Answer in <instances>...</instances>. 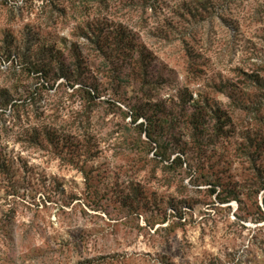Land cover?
Listing matches in <instances>:
<instances>
[{
	"label": "rangeland",
	"instance_id": "rangeland-1",
	"mask_svg": "<svg viewBox=\"0 0 264 264\" xmlns=\"http://www.w3.org/2000/svg\"><path fill=\"white\" fill-rule=\"evenodd\" d=\"M148 3L83 18L88 31L99 17L121 22L124 44L146 46L157 61L153 81L174 88L142 87L141 70L107 72L85 37L74 38L85 58L59 64L54 83L21 75L22 64L70 45L71 9L66 0H0V264H264V151L247 156L250 140L264 143V0ZM201 4L207 12L191 18ZM78 73L114 114L86 108L89 87L66 78ZM224 81L242 110L211 93ZM198 92L226 111L217 140L197 152L188 116L160 108ZM135 104L147 109L136 121ZM171 127L190 169L150 164L154 143L143 163L126 152L148 141L147 130L159 137Z\"/></svg>",
	"mask_w": 264,
	"mask_h": 264
},
{
	"label": "trees",
	"instance_id": "trees-1",
	"mask_svg": "<svg viewBox=\"0 0 264 264\" xmlns=\"http://www.w3.org/2000/svg\"><path fill=\"white\" fill-rule=\"evenodd\" d=\"M69 2V9H71V41L70 45H67V42L64 41L62 43L61 50H53L54 48H50V52H56L55 54H51L52 56H48L45 59L43 58L42 62L38 65L33 66H24L23 64L19 67V72L22 74H26L27 76L35 75L34 77L38 81H42L43 83H49L50 81L55 82V72L59 70V64H74L78 61V55L85 58L84 52L78 46V43L74 41L76 37H85L87 41V48L93 50L95 48L94 54L96 59L101 63L102 69H105L107 72L116 71L119 74L129 75L136 70H141L142 78L137 80L139 85L142 87H147L150 89H155L157 86L163 85V88L169 87L174 88L175 81L167 82L164 77H158L156 79H152L154 73L158 69L157 61L155 58L151 57L149 54V50L146 46L141 44L135 45L128 43L124 44L122 39V23H116L114 25L113 22L104 21L100 22V17L95 21V25L91 27L90 31L86 27L87 21H84V18H87L89 12L92 9H95L96 12H101L102 10H109L111 6L118 5L121 8L119 10H128L130 7L134 9H147L150 5L149 0H66ZM140 1V2H139ZM79 2V3H75ZM207 3V2H206ZM75 4L77 6H75ZM201 13H196L197 9L189 13L191 18L197 19L202 16V14L207 12L206 5L201 4ZM114 11H116L114 7ZM102 17V16H101ZM78 18V19H77ZM206 18V17H205ZM87 29V30H86ZM56 56V57H55ZM11 57V55H10ZM47 59V60H46ZM54 59H57L58 63L55 62ZM9 62V59H5ZM10 64L15 60V57L11 58ZM187 68L189 70L195 69L194 60L189 57L187 60ZM52 67V70H48V68ZM159 75V74H157ZM161 75V73H160ZM61 77V76H60ZM64 77V76H63ZM61 77V78H63ZM69 82H71V86L80 85V88L89 87L90 90L85 89L86 98L88 101H85L86 108L90 109L91 107H96L101 109H95L97 112L100 110L98 114L99 117L105 118L109 114H114L112 111L113 104H108L106 102L99 103L96 100L100 99L99 94L96 89L90 83V77L87 73H78L72 78L66 77ZM53 82V83H54ZM167 82V83H166ZM128 83V81H126ZM231 85L228 81H224L220 86L221 88L217 89L215 87H211L212 94L221 93L225 95L227 98V106L233 107L231 109L240 110L239 101L234 97V90L231 88ZM43 86V84H42ZM176 89V88H175ZM83 90V89H82ZM172 96V101L174 99H178V93ZM191 99V98H190ZM14 107L15 104H14ZM228 107V108H229ZM240 109H239V108ZM174 108H177L180 113L187 115L189 119V123L192 126V130L196 133V137L192 138V141L195 146V150L198 152L203 146H207L213 142H215L218 138V133L223 128V122L220 123L221 117L225 115L226 108L225 106H221L218 109H213L211 107V99L207 97L206 94L198 92L196 94L195 99H191L190 101L181 100L180 104L173 103L170 106H164L160 108V113L162 112L163 116L173 118L172 112ZM242 110V109H241ZM250 110V109H245ZM147 109H142L138 105H133L131 107V112L133 115V120L136 121L139 117H144ZM255 121L261 122L260 117L256 118ZM142 127V125H139ZM173 127L167 130L166 134H161L159 137H155L151 132V129L147 130V139L148 141L141 143V145H136V149H132L129 151L125 149L126 152H132L135 156H138V163H143L147 161L145 159V154L149 152L151 149V144L154 143L155 152H153V158L148 159L150 164H154L156 167L162 166L161 169L164 170H176L178 168H182L184 162H186L187 169L191 168L189 161L186 159L182 161L181 156L175 152L179 147L176 142V136L172 134ZM250 147L248 149L247 156L253 159L254 155H260L262 151H264V143L250 140ZM177 147V148H176ZM247 148V147H246ZM146 149V150H145ZM253 149V150H252ZM148 151V152H147ZM175 155L172 158V155ZM182 154V153H181ZM2 155V150H0V156ZM154 171V169H153ZM260 185L264 188V179L263 183Z\"/></svg>",
	"mask_w": 264,
	"mask_h": 264
}]
</instances>
